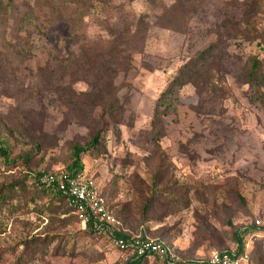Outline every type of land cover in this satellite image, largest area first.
I'll return each mask as SVG.
<instances>
[{
	"label": "rangeland",
	"instance_id": "374dc122",
	"mask_svg": "<svg viewBox=\"0 0 264 264\" xmlns=\"http://www.w3.org/2000/svg\"><path fill=\"white\" fill-rule=\"evenodd\" d=\"M81 3L0 0V264H124L35 178L95 133L83 171L122 229L192 260L238 231L264 264V0Z\"/></svg>",
	"mask_w": 264,
	"mask_h": 264
},
{
	"label": "built area",
	"instance_id": "2783aa9c",
	"mask_svg": "<svg viewBox=\"0 0 264 264\" xmlns=\"http://www.w3.org/2000/svg\"><path fill=\"white\" fill-rule=\"evenodd\" d=\"M37 183L40 187L55 189L63 196L71 211L84 226L91 221L94 228L107 234L111 244L119 250H127L130 254H153L162 264H191L192 261L184 259L174 247L164 241L150 236H141L133 233L129 238L117 237L114 228L119 225L118 220L109 210L105 196L100 191L95 180L85 171L70 173L66 170L60 172H45L39 176ZM256 225L260 224L258 219ZM248 260V252L236 255L233 250H213L205 259H196L195 263L206 261L207 264H240Z\"/></svg>",
	"mask_w": 264,
	"mask_h": 264
},
{
	"label": "trees",
	"instance_id": "16d2710c",
	"mask_svg": "<svg viewBox=\"0 0 264 264\" xmlns=\"http://www.w3.org/2000/svg\"><path fill=\"white\" fill-rule=\"evenodd\" d=\"M75 1H78V3H81V0H75ZM81 5H82V3L80 4V6ZM80 6H79V12L82 14L83 12L81 10L84 11V8H83L84 6L83 5L81 7ZM248 67H249V69H248L249 81H250V83H254V85L256 86L257 90L260 91V96H261L262 93H261L260 88L264 86V72L262 70V61L257 59V58H255V59H253L251 61L250 65ZM98 137H99L98 133H95L92 136V138L88 142L85 143V145L73 144L71 146L70 162L68 163V165L66 167V171L67 172H70V173L74 174V173L83 171V162L81 160V155L93 152L96 144L98 143L97 142ZM6 143H7V140L5 138V135H1L0 134V156H2L4 158V160L7 161V160H9L8 154H9L10 151H9V148L7 147ZM95 152L98 153V150L95 151ZM43 173H45V172L44 171H37L36 174H35L36 180H38L39 176H41ZM45 189L50 191V192H52V194H53L52 197H53L54 200L56 199L59 202L60 201L65 202L66 208L68 210H71V207L68 206L67 203H66L65 196H63L61 194V192H59V191H57L55 189H52V188H47V187H45ZM5 197H6V193L3 194V191L0 188V199L4 200ZM238 197L240 199H242L240 194H238ZM152 198H153V196H150V197L146 198V200H144L143 209H142V212H144V215L146 214L145 212H147L148 209H149V206L151 204ZM251 228H252L253 231H256L257 229L258 230H260V229L263 230L264 226L261 225V224L260 225H255V223H253ZM84 229L90 230L96 235H102L103 234L101 232H98L94 228V226H93L91 221L86 223ZM114 230H115V234H116L117 237L129 238L131 236V234H133V233H129L127 230L122 229L121 225L120 226L117 225L114 228ZM138 233L141 234V236L147 235L145 228L143 230H139ZM231 237H232L233 241L237 244V246L235 247L236 255L244 254V252L246 251L245 250V243L246 242H245V236L243 235V233L241 234L238 231H233ZM156 239L164 241L163 240V236H158V237H156ZM165 243H167V242H165ZM216 246L220 248V249H218L219 251H221V250H229L227 248H224L222 244H216ZM121 251L128 252V255L125 257L124 264H144V261H146L147 259H150V258L157 259L151 253H144V254L139 256V255H136V254H130L129 251H127V250H121ZM251 251L248 252V260H247V262H249V263L253 261V257H254L253 256V250H251ZM255 253L259 254V250H257ZM182 257L184 258L185 256L182 254ZM184 259H187V258L185 257ZM192 259L189 258L187 260L192 261L191 264H207L206 261L201 262V263H195L194 260H192Z\"/></svg>",
	"mask_w": 264,
	"mask_h": 264
}]
</instances>
